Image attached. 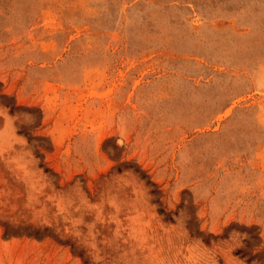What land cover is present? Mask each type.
Segmentation results:
<instances>
[{"label":"rangeland","instance_id":"rangeland-1","mask_svg":"<svg viewBox=\"0 0 264 264\" xmlns=\"http://www.w3.org/2000/svg\"><path fill=\"white\" fill-rule=\"evenodd\" d=\"M0 264H264V0H0Z\"/></svg>","mask_w":264,"mask_h":264},{"label":"trees","instance_id":"trees-1","mask_svg":"<svg viewBox=\"0 0 264 264\" xmlns=\"http://www.w3.org/2000/svg\"><path fill=\"white\" fill-rule=\"evenodd\" d=\"M134 171H136L140 177H144V174L142 172H140L139 170L134 169ZM145 182H146V184L153 185L148 179H145ZM158 211L162 212L161 209H158ZM245 243L247 244V241H245ZM240 251H241L240 249H236L235 253H239Z\"/></svg>","mask_w":264,"mask_h":264}]
</instances>
